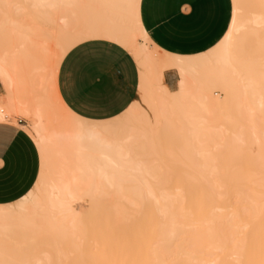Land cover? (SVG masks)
Here are the masks:
<instances>
[{
	"label": "bare ground",
	"instance_id": "6f19581e",
	"mask_svg": "<svg viewBox=\"0 0 264 264\" xmlns=\"http://www.w3.org/2000/svg\"><path fill=\"white\" fill-rule=\"evenodd\" d=\"M142 1L0 0V123L29 120L40 158L31 190L0 205V264H90L89 216L125 224L137 207L152 222L149 264H264V0H230L223 33L193 55L158 50ZM102 36L134 60L138 96L89 121L65 106L56 79L72 48ZM161 129L180 139L164 158L152 143Z\"/></svg>",
	"mask_w": 264,
	"mask_h": 264
},
{
	"label": "crops",
	"instance_id": "0c3cea01",
	"mask_svg": "<svg viewBox=\"0 0 264 264\" xmlns=\"http://www.w3.org/2000/svg\"><path fill=\"white\" fill-rule=\"evenodd\" d=\"M230 0H143L141 18L158 50L193 55L210 47L229 20ZM79 49V51H77ZM174 70L164 72L169 89L176 87ZM65 106L89 121L122 114L136 98L138 70L132 57L105 40L72 48L62 59L56 79ZM16 124L0 123V205L16 202L34 186L40 169L30 135Z\"/></svg>",
	"mask_w": 264,
	"mask_h": 264
},
{
	"label": "rangeland",
	"instance_id": "374dc122",
	"mask_svg": "<svg viewBox=\"0 0 264 264\" xmlns=\"http://www.w3.org/2000/svg\"><path fill=\"white\" fill-rule=\"evenodd\" d=\"M148 45L150 46V47H153V45L150 43V42H148ZM175 71V70H174ZM176 72V71H175ZM177 74V73H176ZM178 76V75H177ZM178 78V77H177ZM175 88H173L172 90H174ZM1 92H3L2 91V89H1V87H0V94H2ZM138 96V94L136 95V97ZM213 96L215 97V98H218V97H220L221 96V93L220 92H218V91H213ZM17 120H20V124H21V126H23V129L30 135V121L29 120H27V119H24V118H22L21 116H15L13 119H11L9 122H11V123H13V124H16L17 123ZM162 130V129H161ZM158 131V134H156V136L158 135V137H161L162 139H160L159 140V144H158V148H156V145H157V140L155 141L154 140V142H152V143H154V146H153V148L155 147V150H159L160 152L158 153V155L159 156H161V157H168L169 156V154H171L170 152L172 151L171 150V148H173L174 147V143L176 144V143H178L177 141H179L180 139L178 138H176L175 136H174V133H172V135L174 136H171V137H173V138H175V139H177V140H174L173 138H169V136L167 137L166 135H168V131H166L167 132V134L164 132L163 133V130L162 131ZM165 131V130H164ZM159 132H162V134L163 135H161L160 136V134H159ZM171 133H169V135L171 134ZM155 135V134H154ZM153 135V136H154ZM166 136V137H165ZM155 137V136H154ZM163 137H165L164 139L165 140H163ZM153 137H152V135H151V139H152ZM156 138V137H155ZM154 139V138H153ZM158 139V138H157ZM170 142H169V141ZM171 140H172V143H171ZM174 140V141H173ZM151 141V140H150ZM166 141V142H165ZM155 142H156V145H155ZM163 142V143H162ZM165 144V145H163V147H161V144ZM171 145H170V144ZM160 145V146H159ZM177 145V144H176ZM180 145V144H179ZM170 146V147H169ZM159 147H160V149L161 150H163V151H161L160 149H159ZM148 148V147H147ZM162 148H164V149H162ZM170 149V150H169ZM167 152V153H165V152ZM162 152H164V153H162ZM169 152V153H168ZM163 154V155H162ZM140 155H142V153H140ZM173 186V185H172ZM102 199V201H101V204H103V205H106L105 207L104 206H101V208H99V206H96V207H98L99 208V210L100 209H102L103 207H104V209H106L107 208V206L109 205V203H110V201H109V198L108 197H104V198H101ZM84 203H86V204H84ZM84 204V205H83ZM83 206H82V209L81 210H83L84 212H85V210H86V207L88 206L87 205V202H83ZM110 208V207H109ZM142 207H137V208H135V209H137V211L135 210V209H133V210H135L134 212L135 213H137V214H135L134 215V219H132V217H131V220H133V221H131L130 222V219H129V221H126L125 222V224H121V223H119L120 224V226H121V228H120V226H119V224L117 223L116 225H112V224H115L116 222H114V223H112V222H109L110 221V219H109V221H108V216H109V212L108 211H104V210H100V211H103L102 212V214L105 212H108V214H107V217H106V215L104 214V216H101L100 214H99V216H97V213L99 212V211H94V213H95V215H93L94 217H97V218H94L93 217V219H92V214H91V216H89L90 218H88V219H90L89 221H90V223L88 222V224H92L91 226L90 225H88L87 223H85V225L87 226V231H86V234L85 235H88V238L87 239H89L88 240V242H86V244L87 243H92V239H93V237L94 236H92V234L93 235H96L95 237L97 238H99V241H98V239L97 240H95V239H93V242L94 243H90L91 245H92V247L93 248H91V247H88L89 246V244L88 245H86V250H85V248H83L84 247V243L85 242H82V249L83 250H85V252L83 251V250H81V251H83L86 255H88V254H90L91 255V257H90V255L88 256L89 257V259L91 258V259H94V260H96V261H91L92 263H96V264H98V260L97 259H99V264H101L100 263V261L101 262H110V264H147L148 262H149V260H148V256H146L148 253V251L146 252L145 250H147L148 248V246H149V242H150V240H151V233L152 232H150L149 230H152L151 228H150V226H152V222H150L151 220L149 219V210H148V208H146V207H143L144 209H141ZM111 209V208H110ZM110 209H108V210H110ZM98 210V209H97ZM144 211L145 210V212H146V214H145V212H139V214H138V211ZM97 212V213H96ZM111 212V211H110ZM141 213V214H140ZM142 214H145V216L143 215V217L141 216ZM147 215V216H146ZM111 216V215H110ZM100 219H99V218ZM102 217V218H101ZM87 218V217H86ZM85 218V220H84V222H86V219ZM109 218H111V217H109ZM92 219V220H91ZM96 219H97V221H96ZM103 219H105V220H103ZM139 220V221H138ZM146 220V221H145ZM88 221V220H87ZM93 223H92V222ZM112 221V220H111ZM138 221V222H137ZM96 222H97V224H96ZM129 222H130V224H129ZM133 222V223H132ZM146 222V223H145ZM98 223H100L101 224V227H102V229L101 228H99V230H98V228L97 227H95V226H98ZM110 223V224H109ZM112 223V224H111ZM143 223V224H142ZM145 223V224H144ZM150 223V224H149ZM93 224H94V226H93ZM135 224V225H134ZM117 225H118V227H117ZM123 225H125V226H123ZM140 225V226H139ZM95 227V229L93 228V230L90 228H88V227ZM114 226H116V228H111V227H114ZM144 226L146 227V228H144ZM147 226H149V227H147ZM131 227V228H130ZM142 227V228H141ZM97 229V230H96ZM103 229H107L106 230V235L108 236V238H105V237H107V236H104L105 235V230H104V232H103ZM112 229L113 230H116L117 231V229H119L118 231H117V233L115 232V231H112ZM121 229V230H120ZM124 229V230H123ZM131 229V230H130ZM138 229V230H137ZM142 229H144V230H142ZM145 229H146V232L145 233H142V232H144L145 231ZM128 230H130V231H128ZM134 230V231H133ZM138 231V234H137V232L136 231ZM90 231H92L91 233H90ZM93 231H94V233H93ZM95 231H97V233L99 234V232H100V234L102 233V234H104V235H101V237H100V234L98 235ZM126 231V232H125ZM139 231H140V233H139ZM89 232V234H87ZM109 232V233H108ZM113 232V233H112ZM121 232V233H120ZM124 232V233H123ZM128 232H130V233H128ZM132 232V233H131ZM150 232V233H149ZM111 233V234H110ZM127 233V234H126ZM135 233V234H134ZM91 234V235H90ZM124 234V235H123ZM130 234V235H129ZM132 234V235H131ZM143 234V235H142ZM150 234V235H149ZM98 235V236H97ZM116 237H115V236ZM128 235V236H127ZM90 236H92V238L90 237ZM142 236V237H141ZM86 237V236H85ZM110 237V238H109ZM114 237V238H113ZM139 237V238H138ZM101 238V239H100ZM113 240H112V239ZM128 238H130V239H128ZM106 239V240H105ZM107 239H108V241H107ZM148 239H149V241H148ZM86 240V239H85ZM95 240V241H94ZM103 240H105L104 242H102L101 243V241H103ZM137 240V241H136ZM87 241V240H86ZM100 242V243H98V242ZM107 241V242H106ZM111 241L113 242V245H112V243H111ZM125 241H127V242H125ZM145 242V243H144ZM148 242V243H147ZM97 243V244H96ZM104 243V244H103ZM114 243H116V244H114ZM121 243V244H120ZM128 243H131V244H128ZM139 243H141V244H139ZM101 244V245H100ZM110 244V245H109ZM90 245V246H91ZM97 245V246H96ZM102 246V245H104L102 248L101 247H98V246ZM127 245V246H126ZM147 245V246H146ZM98 247V248H96V247ZM133 246V247H132ZM135 246V247H134ZM127 247H128V249H127ZM90 248H91V250H90ZM115 248V249H114ZM81 249V248H80ZM89 249V250H88ZM106 249V250H105ZM144 251H143V250ZM95 252H94V251ZM103 250V251H102ZM80 251V250H79ZM91 253H90V252ZM82 252V253H83ZM96 252H99V254H100V256H99V254H97L96 256H94V257H92L93 256V254L95 255V253ZM105 252V253H104ZM118 252V253H117ZM115 253V254H114ZM124 253V254H123ZM137 253V254H136ZM145 253H147V254H145ZM133 254V255H132ZM143 254V257H141V255ZM145 254V255H144ZM85 255V256H86ZM104 257H103V256ZM82 257H79V260H81L82 258H86V260L88 261V257L86 256V257H83V255H81ZM107 256V257H106ZM128 256V257H127ZM137 256V257H136ZM147 258H145V257ZM96 257H97V259H96ZM99 257V258H98ZM101 257H103V260L101 259ZM112 257V258H111ZM72 258V257H71ZM81 258V259H80ZM110 258V259H109ZM117 258V259H116ZM128 258V259H127ZM108 259V260H107ZM142 261H141V260ZM145 259H146V261H145ZM85 260V261H86ZM105 260V261H104ZM113 260V261H112ZM120 260V261H119ZM73 261H75V260H73ZM72 261V262H73ZM84 261V262H85ZM71 262V263H72ZM105 262V263H106ZM145 262V263H144ZM76 264H77V262H75ZM74 263V264H75ZM92 263H90V264H92ZM68 264V263H67ZM73 264V263H72ZM81 264V263H80ZM86 264V263H85ZM102 264H104V263H102ZM149 264V263H148ZM150 264H151V262H150Z\"/></svg>",
	"mask_w": 264,
	"mask_h": 264
},
{
	"label": "snow or ice",
	"instance_id": "6c2138e0",
	"mask_svg": "<svg viewBox=\"0 0 264 264\" xmlns=\"http://www.w3.org/2000/svg\"><path fill=\"white\" fill-rule=\"evenodd\" d=\"M52 6L54 7L55 5H52ZM124 7L130 9V10L132 11V13H133V16H134V14H135V10H136V8H137V4H136L135 2H132V3L126 4V5H124ZM99 39L107 40V39H109V37H107V36H102V37H99ZM217 47H220V45H218ZM77 51H79V49H77ZM81 123H83V122H81Z\"/></svg>",
	"mask_w": 264,
	"mask_h": 264
}]
</instances>
